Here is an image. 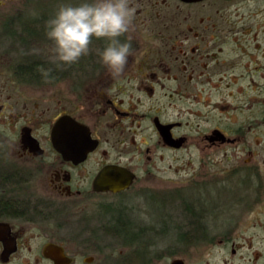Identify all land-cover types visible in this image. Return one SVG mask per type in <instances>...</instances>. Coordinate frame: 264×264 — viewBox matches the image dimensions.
I'll use <instances>...</instances> for the list:
<instances>
[{"label": "flooded vegetation", "instance_id": "af4514ba", "mask_svg": "<svg viewBox=\"0 0 264 264\" xmlns=\"http://www.w3.org/2000/svg\"><path fill=\"white\" fill-rule=\"evenodd\" d=\"M18 1L0 0V22L27 18V2H42ZM161 2L163 9L159 0H130L134 30L120 39L131 35L134 55L120 78L112 79L101 62L107 41L93 38L73 77L63 81L65 106H59V72L53 71L50 119L35 107L16 115L8 97L0 99V264L137 261L140 245L128 244L115 228L120 211L129 214L152 198L146 186L135 189L141 167L130 158L143 153L151 161L186 146L198 149V172L211 171V180L195 188L217 184L223 196L187 206L178 190L166 191L170 207L156 234L167 243L169 264H218L219 245L228 248L229 264H264V0H174L175 14ZM161 11L164 24L143 20ZM191 12L196 16L188 24ZM30 29L40 43L42 24ZM187 91L195 93L200 119L194 138L180 104ZM63 114L86 126L96 142L84 157L73 147L64 150L68 140L53 134ZM109 164L131 172L130 185L98 189L95 181ZM174 201L177 213L170 212ZM124 243L135 252L130 261L117 254Z\"/></svg>", "mask_w": 264, "mask_h": 264}, {"label": "rangeland", "instance_id": "374dc122", "mask_svg": "<svg viewBox=\"0 0 264 264\" xmlns=\"http://www.w3.org/2000/svg\"><path fill=\"white\" fill-rule=\"evenodd\" d=\"M166 1L169 2V7H166L165 9L168 14H175V9L179 11V7L175 8L176 5L174 0ZM18 2L20 6H25L24 0ZM81 2L82 0H42L38 6L41 7L38 15L27 2L25 14L27 13L28 17H37L42 22L43 31L39 38L40 43L34 41V37H26L24 41L20 42L18 38L24 34L21 33L18 26L15 27L13 24H6L9 32L14 31V34L10 36L9 34L6 35L3 33L4 31L1 28L3 24L0 23V99L8 97L11 111L16 115H21L20 112L28 111V109L32 107H35V109L41 113L43 120H46L47 118L50 119L54 115L56 94L53 91L52 78L54 77L55 72L53 73V71L55 69H58L60 78V83L58 84V96L60 98L59 106H65L66 102L65 100L62 101V97H66L68 88L63 81H69L73 77V70L77 69L79 66L78 63L80 62L78 61L63 69L58 68L52 62L51 54L48 51L51 47V41H49L46 36V23L55 15L56 11L62 4H78ZM11 5H15V3H11ZM161 5H163V2L159 0V6L163 9L164 7ZM0 11H2V9H0ZM181 11L182 15L189 13L187 10L181 9ZM165 14L164 11H161L160 13H149L147 16L144 15L143 20L151 19L147 24H161L162 22L164 24L163 19H165ZM157 15L161 16L162 19L157 18ZM191 15L192 20H188V24H192L196 16L193 12H191ZM139 17L140 15L138 18ZM138 20L142 19L139 18ZM6 21L7 20H5V22ZM31 27L34 28L36 25ZM191 39L193 40V37ZM20 63H33L39 65V77H19L22 73L16 71V66ZM46 70H51L47 79L43 75V72ZM61 70H63V72H61ZM193 82L194 80L191 81V84H193ZM185 95L186 96L182 97L184 102L181 103L180 100V104L185 108V119L187 122L186 132L188 133L190 130L189 134L194 138L193 134L196 132L197 128L199 129L200 119L196 116L198 113V107L195 101V93L193 91H187ZM206 113L207 118H209L207 122L211 124L213 122V115L208 113V111H206ZM22 121V118H17L18 125L19 123H22ZM14 130L15 126H11L10 132L13 133ZM164 152V156L162 154H153L151 161L147 160L143 153L130 158L139 159L138 164L141 167L140 174L142 175L134 184L135 189L146 186L145 188H148L146 193L152 196L151 200L146 199L144 201L145 203H136L134 209L131 212H128V216L132 219V222L136 223L139 227V236H142L136 242L137 246L140 245L139 252H136L137 261L131 264H146L147 262H153V264H169L170 259L165 250L167 243L164 242L161 234H156V230L162 225L158 220L160 218L162 219L164 213L167 212L170 207L168 204L170 201H167L166 191L176 193L178 190L179 193H181V196L183 198L185 197V203L187 202V206H189L188 202L201 203L203 199L213 200L215 197L222 194V190L217 184L208 183L207 186H198L195 188L200 181L209 180L211 176V171L208 169L203 170L205 172L203 174L198 172L197 164L199 152L196 147L186 146L180 151ZM128 157L129 156H127L125 160H128ZM174 205L175 201L171 202V206L173 207ZM170 212L177 213L179 211L173 207V210L171 209ZM187 216L190 217V214H187ZM149 227H151L150 231H148ZM141 230L145 231L141 232ZM92 235L94 236V233L89 236L91 241L94 240V238L91 237ZM121 237L123 238V236ZM106 240L107 237L103 239V241ZM109 241H111V239H109ZM125 244L126 243H124V245ZM125 246L126 247L122 248V252H118L117 254L122 260L130 261V258L135 256V252L131 254L130 250L132 249L127 245ZM133 248L136 249V247ZM215 251L218 257V264H229L228 248L226 249L219 245V247L215 248ZM214 258L215 257H212V259ZM212 259H210V261ZM192 264L197 263L193 261Z\"/></svg>", "mask_w": 264, "mask_h": 264}, {"label": "clouds", "instance_id": "9594fccd", "mask_svg": "<svg viewBox=\"0 0 264 264\" xmlns=\"http://www.w3.org/2000/svg\"><path fill=\"white\" fill-rule=\"evenodd\" d=\"M135 8L130 0H82L78 4H62L46 23V36L51 41L49 52L58 68L79 61L90 51L95 39L107 41L100 53L101 62L112 79L120 78L134 55L131 35L134 30ZM51 70L43 75L47 79Z\"/></svg>", "mask_w": 264, "mask_h": 264}, {"label": "water", "instance_id": "95a60500", "mask_svg": "<svg viewBox=\"0 0 264 264\" xmlns=\"http://www.w3.org/2000/svg\"><path fill=\"white\" fill-rule=\"evenodd\" d=\"M185 2H195L198 0H182ZM54 131L59 134L64 140H68V145L63 146L64 150L75 148L79 157H84L86 153L93 149L96 145L94 139L89 136V131L86 126L76 121L70 115H61L53 128ZM70 142V143H69ZM133 179V174L126 171L118 165H106L99 173L95 183H98V189L102 190H117L127 187ZM97 184V185H98ZM173 263L178 264L179 261L176 259Z\"/></svg>", "mask_w": 264, "mask_h": 264}, {"label": "trees", "instance_id": "16d2710c", "mask_svg": "<svg viewBox=\"0 0 264 264\" xmlns=\"http://www.w3.org/2000/svg\"><path fill=\"white\" fill-rule=\"evenodd\" d=\"M32 8L33 10L37 13L41 8H39L37 5H35V3L32 4ZM1 24H3L1 26V28L3 29V33H5L6 35L9 34L7 33V25L6 24H13L15 27L18 26L19 30L21 31V33H23V36H19V40L24 41L26 39V37L29 38H33L36 36V34H34L31 29L30 26H35L38 24H42V22L40 21L39 18L37 17H27V18H22V17H15L13 19H9L8 21H1ZM4 34V35H5ZM14 31H12L9 35H13ZM22 35V34H21ZM16 39V38H15ZM17 40V39H16ZM39 69L40 66L37 64H30V63H20L16 66V71L17 72H21L22 74L19 76L21 78H35V77H39L38 73H39ZM128 216V214H125L123 211H120V214L118 216V218H116V225L115 228L118 230L119 233H121V235L123 236V238L125 239L126 242L128 243H136L140 237V234L137 233L136 227L134 225V222H132V219ZM143 232V231H141ZM143 235V234H141ZM157 236V235H156ZM160 237V235H159ZM164 239V238H163Z\"/></svg>", "mask_w": 264, "mask_h": 264}]
</instances>
